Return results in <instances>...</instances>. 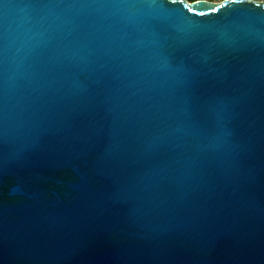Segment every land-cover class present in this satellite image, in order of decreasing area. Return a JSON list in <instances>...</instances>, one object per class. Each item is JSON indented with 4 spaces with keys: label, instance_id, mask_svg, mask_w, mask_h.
I'll list each match as a JSON object with an SVG mask.
<instances>
[{
    "label": "water",
    "instance_id": "1",
    "mask_svg": "<svg viewBox=\"0 0 264 264\" xmlns=\"http://www.w3.org/2000/svg\"><path fill=\"white\" fill-rule=\"evenodd\" d=\"M0 264H264V0H0Z\"/></svg>",
    "mask_w": 264,
    "mask_h": 264
},
{
    "label": "rangeland",
    "instance_id": "2",
    "mask_svg": "<svg viewBox=\"0 0 264 264\" xmlns=\"http://www.w3.org/2000/svg\"><path fill=\"white\" fill-rule=\"evenodd\" d=\"M213 1H222V0H213Z\"/></svg>",
    "mask_w": 264,
    "mask_h": 264
}]
</instances>
